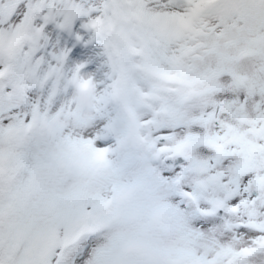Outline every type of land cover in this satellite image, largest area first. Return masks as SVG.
I'll return each mask as SVG.
<instances>
[{"label": "snow or ice", "instance_id": "obj_1", "mask_svg": "<svg viewBox=\"0 0 264 264\" xmlns=\"http://www.w3.org/2000/svg\"><path fill=\"white\" fill-rule=\"evenodd\" d=\"M0 264H264V0H0Z\"/></svg>", "mask_w": 264, "mask_h": 264}]
</instances>
